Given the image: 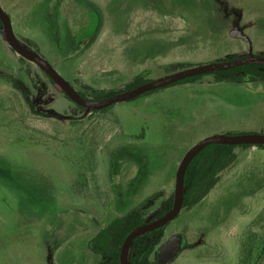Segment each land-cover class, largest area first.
Listing matches in <instances>:
<instances>
[{"label": "rangeland", "instance_id": "1", "mask_svg": "<svg viewBox=\"0 0 264 264\" xmlns=\"http://www.w3.org/2000/svg\"><path fill=\"white\" fill-rule=\"evenodd\" d=\"M86 1L62 0L57 12L58 0L0 4L19 38L88 97L146 69L156 80L264 52V0ZM20 57L0 34V264H100L90 244L108 247L104 228L135 207L157 212L191 146L264 133L262 80L209 74L92 111ZM218 175L167 223L165 239H185L169 264H239L249 235L264 240V148L236 147Z\"/></svg>", "mask_w": 264, "mask_h": 264}, {"label": "trees", "instance_id": "2", "mask_svg": "<svg viewBox=\"0 0 264 264\" xmlns=\"http://www.w3.org/2000/svg\"><path fill=\"white\" fill-rule=\"evenodd\" d=\"M62 0H58L55 7L57 12ZM84 6H89L86 0H76ZM193 2V0H182ZM195 3L200 4L204 9L203 5H208V0H194ZM93 14L96 11H92ZM97 17V15H95ZM95 19V24L97 23V18ZM1 23V21H0ZM29 46V45H28ZM8 47L14 51L9 45ZM30 47V46H29ZM31 48V47H30ZM33 49V48H32ZM35 50V49H34ZM254 54L264 55V52L258 53L253 51ZM242 55L231 54L228 57L214 59L215 61L222 60H234ZM21 60L26 61L22 57ZM43 71V70H42ZM44 72V71H43ZM45 73V72H44ZM150 70L146 69L135 76L131 81L127 82L123 87L111 89L108 91L99 92L97 90H92L91 97H88L84 92L79 91V93L86 97L92 99H104L110 97L116 93L123 92L139 86L143 83L152 81L153 79L149 76ZM213 74L218 77L217 80H262L264 81V65L262 64H244L235 68H230L226 70H218L215 72H209L205 74L195 75L182 80H179L175 84H184L191 81L201 79L204 75ZM48 76V75H47ZM50 81L62 92L67 98L68 96L60 89V87L48 76ZM167 85V86H170ZM165 86V87H167ZM157 89L148 91L146 93L155 91ZM145 94V93H144ZM143 95V94H142ZM81 107V106H80ZM106 107L103 109L92 111H106L110 108ZM84 108V107H81ZM257 146L264 148V144L251 145H225V144H210L203 148L189 163L185 176H184V192H183V205L182 209L185 207H192L199 200H201L213 186L217 183L219 179L220 170L227 165V163L234 156V151L236 147H252ZM173 205V192L169 194L166 200L163 202L162 206L155 212L150 218L145 217L137 207L133 208L128 214L122 218L117 219L109 226L104 228L101 235L108 238V247L105 244H99L98 238H95L94 242L90 244L96 252L103 255V259L100 264H120L119 254L122 243L125 237L131 232L135 227L142 225L146 222L153 221L162 215L166 214ZM165 226L158 229L152 230L145 234L136 237L128 251V264H157V251L159 246L166 238ZM185 247V243L183 249ZM264 258V240L259 238L257 234H252L248 236L247 241L244 244L242 255L239 264H260Z\"/></svg>", "mask_w": 264, "mask_h": 264}, {"label": "water", "instance_id": "3", "mask_svg": "<svg viewBox=\"0 0 264 264\" xmlns=\"http://www.w3.org/2000/svg\"><path fill=\"white\" fill-rule=\"evenodd\" d=\"M0 21V34L4 37L8 45L23 59L37 64L60 87V89L68 96L70 100H72L78 106L84 107L88 110H99L109 107L115 103L131 100L148 91L165 87L179 80L195 75L235 68L244 64L264 65V55L254 54L251 50H249L246 55H242L241 57L234 60L202 63L176 71L159 79L143 83L132 89L116 93L104 99H92L82 96L79 91L65 77H63L47 59L41 56L36 50L30 48L16 35L11 17L9 13L6 12L1 6V4ZM210 144H264V133L212 135L191 146L182 156L175 172L172 208L161 217L139 225L131 230V232L125 237L120 249V264H128V251L131 243L136 237L165 226L181 212L183 205L184 176L186 169L192 159L203 148ZM184 243L185 239L182 233L173 234L172 236L165 239L157 251V264H169L174 261L183 250Z\"/></svg>", "mask_w": 264, "mask_h": 264}, {"label": "flooded vegetation", "instance_id": "4", "mask_svg": "<svg viewBox=\"0 0 264 264\" xmlns=\"http://www.w3.org/2000/svg\"><path fill=\"white\" fill-rule=\"evenodd\" d=\"M15 32V31H14ZM16 33V32H15ZM17 35V34H16ZM18 36V35H17ZM19 37V36H18ZM22 40V39H21ZM100 263H102V262H100Z\"/></svg>", "mask_w": 264, "mask_h": 264}]
</instances>
